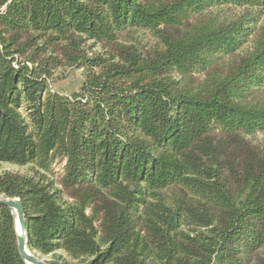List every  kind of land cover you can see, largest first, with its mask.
Returning a JSON list of instances; mask_svg holds the SVG:
<instances>
[{"label": "trees", "instance_id": "1", "mask_svg": "<svg viewBox=\"0 0 264 264\" xmlns=\"http://www.w3.org/2000/svg\"><path fill=\"white\" fill-rule=\"evenodd\" d=\"M0 163L48 264H264V0H0Z\"/></svg>", "mask_w": 264, "mask_h": 264}, {"label": "rangeland", "instance_id": "2", "mask_svg": "<svg viewBox=\"0 0 264 264\" xmlns=\"http://www.w3.org/2000/svg\"><path fill=\"white\" fill-rule=\"evenodd\" d=\"M240 12L241 11L238 8L229 7L223 9L220 14L221 16L227 17L229 19L240 14ZM137 37L140 41V44L146 47H150L155 44V41L147 34H139ZM96 49L99 50L100 46H97ZM54 76L56 80L51 83L52 90H55L65 95H70L74 92L79 91L84 79L83 75L81 74V69L68 68L64 66L58 67L57 70L54 72ZM261 137L262 135H257L256 137H254V139L256 138L255 140H259ZM63 163L64 161H59L58 159H56L51 164V168L53 170V177H55L56 174L61 173ZM27 169V166H20L12 163H0V174L5 171L25 173ZM34 252L40 255L38 251ZM60 252L62 254H65L62 250H60ZM42 257L44 259H48L47 256Z\"/></svg>", "mask_w": 264, "mask_h": 264}, {"label": "water", "instance_id": "3", "mask_svg": "<svg viewBox=\"0 0 264 264\" xmlns=\"http://www.w3.org/2000/svg\"><path fill=\"white\" fill-rule=\"evenodd\" d=\"M0 206L10 208L14 214L17 234V248L22 260L26 264H48L46 259L27 247V228L24 217V208L21 200L16 197L0 196Z\"/></svg>", "mask_w": 264, "mask_h": 264}]
</instances>
